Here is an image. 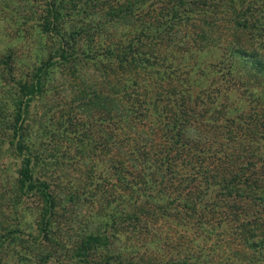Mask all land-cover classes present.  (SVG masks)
<instances>
[{
	"label": "rangeland",
	"instance_id": "1",
	"mask_svg": "<svg viewBox=\"0 0 264 264\" xmlns=\"http://www.w3.org/2000/svg\"><path fill=\"white\" fill-rule=\"evenodd\" d=\"M48 1L0 0V119L6 127L17 97L13 78L29 83L35 67L55 55L60 44L53 34L40 33ZM56 1L62 15L58 30L65 38L72 31L79 32L68 38L70 51L100 48L101 0H91L85 13L84 0ZM93 31V37L85 39V34ZM188 51L194 50L185 49L186 57ZM220 52H199L186 61V66H194V61L200 65V84H204L200 93L206 99L213 98L203 108L211 110L212 106L215 111L238 115L244 99L241 97L247 92L242 96L237 93L228 75L212 81ZM54 59L57 64L43 78L42 93L30 103L23 125L24 139L37 161L35 179L50 183L56 208L50 227L41 233L42 200L38 194L19 192L20 159L10 149L8 129L0 127V236L17 229L24 233L4 238L1 264H160L162 260L186 258L194 264H264L262 254L256 253V257L237 236V224L220 209L214 210L212 202L207 208L193 204L204 186L197 166L179 159L161 175L153 161L138 160L129 146L121 145L124 142L120 144L115 138L101 141L100 60ZM6 61L12 64V70L4 67ZM162 81L158 79L156 87ZM154 87L152 84L149 88L154 91ZM215 87L221 91H214ZM152 98H141V106L127 110L126 126L136 128V141L132 143L143 142L146 129L156 117L157 111H151ZM184 129L187 139H204L205 133L191 123L186 122ZM101 147L110 149L109 153ZM117 156L124 160L125 173L120 177L118 169L112 167ZM91 232L111 236L113 246L108 251L94 249L79 259L76 252L80 240Z\"/></svg>",
	"mask_w": 264,
	"mask_h": 264
},
{
	"label": "trees",
	"instance_id": "2",
	"mask_svg": "<svg viewBox=\"0 0 264 264\" xmlns=\"http://www.w3.org/2000/svg\"><path fill=\"white\" fill-rule=\"evenodd\" d=\"M57 2H46L47 16L40 30L41 34L58 37L56 54L35 67L29 83L13 78L17 97L8 112L7 127L0 119V127L8 129L10 149L20 159L19 192L38 194L42 200L41 233L50 227L56 202L50 183L36 181L37 161L24 139L23 124L30 103L42 93L43 78L57 64L55 56L63 62L100 60L101 141L115 138L120 144L124 142L121 145L129 146L138 160L153 161L161 175L179 159L191 167L197 166L204 186L193 204L207 208L212 202L214 210L220 209L222 215L237 224L235 233L244 246L253 250L256 257L258 253L264 258V0H101V47L72 51L68 38L79 32L72 31L65 38L58 30L62 15ZM90 3L91 0H84L83 13ZM94 32L85 34V39H91ZM185 49L194 51H188L186 57ZM204 51H222L220 61L215 63L214 83L228 75L237 93L242 96V92H247L241 97L244 99L239 116L215 111L212 106L211 110L208 106L203 108L213 98H203L200 93L201 88L204 90L200 65L194 61V66H186V61ZM4 67L12 70L9 61L4 62ZM158 79L163 81L156 87ZM152 84L154 91L149 88ZM214 91L221 90L215 87ZM148 95L154 102L151 111L154 109L157 114L146 129L143 142L132 143L136 141V128L132 124L126 126L129 107L141 106V98ZM188 111L192 113L186 115ZM186 122L203 131L204 139H187ZM109 151L104 148L105 153ZM113 159L117 161L112 167L118 169V176L124 175V160L118 156ZM188 200L185 198L187 203ZM11 234L24 233L19 229L7 231L0 236V248ZM110 238L107 234H86L80 240L77 256L86 258L98 248L108 251L113 246ZM160 264L194 263L186 258L162 260Z\"/></svg>",
	"mask_w": 264,
	"mask_h": 264
}]
</instances>
